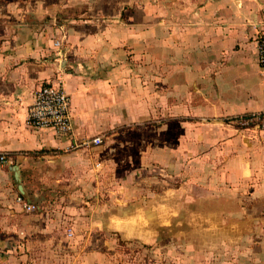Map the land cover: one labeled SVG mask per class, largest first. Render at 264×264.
<instances>
[{
	"label": "crops",
	"instance_id": "0c3cea01",
	"mask_svg": "<svg viewBox=\"0 0 264 264\" xmlns=\"http://www.w3.org/2000/svg\"><path fill=\"white\" fill-rule=\"evenodd\" d=\"M0 16V154L15 161H0V264H115L103 247L114 248L125 227L114 223L120 208L105 204L107 186L120 199L98 173L103 132L131 125L148 171L153 145L134 127L158 113L169 119L163 128L176 129L164 151L180 165L193 154L195 177L209 171L211 198L228 202L241 187L264 202V130L237 120L264 111V0H2ZM60 38L66 59L54 45ZM58 77L71 96L73 135L27 123L35 89ZM99 134L103 144H84ZM19 195L37 209L26 211ZM203 217L220 243L237 240L261 264L264 211Z\"/></svg>",
	"mask_w": 264,
	"mask_h": 264
},
{
	"label": "rangeland",
	"instance_id": "374dc122",
	"mask_svg": "<svg viewBox=\"0 0 264 264\" xmlns=\"http://www.w3.org/2000/svg\"><path fill=\"white\" fill-rule=\"evenodd\" d=\"M61 14L59 20L65 17L63 12ZM44 19L47 21L51 17L47 15ZM5 20L0 16V21ZM168 120L167 116L158 113L153 120L134 127L139 136L147 138L153 145V160L147 164L148 171L144 160H140V156L144 158L139 154L140 146L130 144L131 125L119 124L103 132L105 167L98 173L105 181L115 183L114 195L120 199L113 202L109 194L113 185L107 186L104 190L105 204L107 209L120 208L122 216L115 218L114 223H122L125 227L115 234V247L110 248L106 244L103 252L108 258L115 259V264H226V260H229L228 264H240L237 261L255 264L252 262L253 251L246 254L247 251L239 248L237 240L232 246L220 243V236L210 233L213 228L209 223L213 219L203 216L210 209L264 211V202L247 197L250 196L249 191L242 192L241 187L238 190L233 187V195L226 196L228 202L220 203L219 195L211 198L209 171L195 177L194 155H186V161L180 165L176 153L168 155L164 151V146L177 142L174 136L176 129L162 127ZM250 128L261 132L254 126ZM112 130L125 133L116 136L118 139L107 138ZM134 148L139 149L138 153L133 151ZM245 220L248 221L245 217L233 219L235 224ZM216 225H213L214 229Z\"/></svg>",
	"mask_w": 264,
	"mask_h": 264
},
{
	"label": "built area",
	"instance_id": "2783aa9c",
	"mask_svg": "<svg viewBox=\"0 0 264 264\" xmlns=\"http://www.w3.org/2000/svg\"><path fill=\"white\" fill-rule=\"evenodd\" d=\"M64 38L54 41L55 47L58 48L60 59H66L63 51ZM258 62L264 67V33L258 39ZM237 120L246 127L254 126L257 129L264 130V111L251 112L238 117ZM27 123L35 130L51 128L59 135H73L74 123L71 113V96L67 92L61 77L55 80H47L35 89L33 102L28 110ZM91 143L101 145L104 143V138L99 134L84 141L86 145ZM0 161L7 165L15 164V161L6 153L0 154ZM17 200L26 211L37 209L38 205L27 202L23 196L19 195ZM68 234L72 236L73 230L69 229Z\"/></svg>",
	"mask_w": 264,
	"mask_h": 264
},
{
	"label": "water",
	"instance_id": "95a60500",
	"mask_svg": "<svg viewBox=\"0 0 264 264\" xmlns=\"http://www.w3.org/2000/svg\"><path fill=\"white\" fill-rule=\"evenodd\" d=\"M13 170H14L15 173H16V178L20 180V168H19V166H18V165H15V166L13 167ZM20 188H21V190H23L21 184H20Z\"/></svg>",
	"mask_w": 264,
	"mask_h": 264
}]
</instances>
